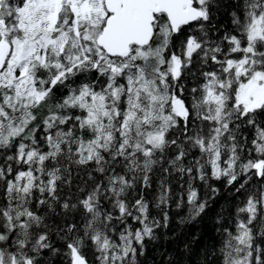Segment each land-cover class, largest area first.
I'll use <instances>...</instances> for the list:
<instances>
[{
  "label": "snow or ice",
  "instance_id": "obj_1",
  "mask_svg": "<svg viewBox=\"0 0 264 264\" xmlns=\"http://www.w3.org/2000/svg\"><path fill=\"white\" fill-rule=\"evenodd\" d=\"M0 264H264V0H0Z\"/></svg>",
  "mask_w": 264,
  "mask_h": 264
}]
</instances>
